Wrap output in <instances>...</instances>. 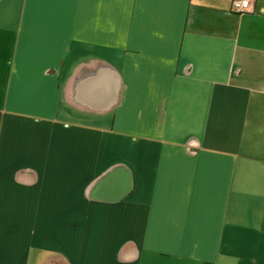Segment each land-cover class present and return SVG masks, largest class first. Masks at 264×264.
Listing matches in <instances>:
<instances>
[{
	"label": "crops",
	"instance_id": "1",
	"mask_svg": "<svg viewBox=\"0 0 264 264\" xmlns=\"http://www.w3.org/2000/svg\"><path fill=\"white\" fill-rule=\"evenodd\" d=\"M0 0V264H264V0Z\"/></svg>",
	"mask_w": 264,
	"mask_h": 264
},
{
	"label": "built area",
	"instance_id": "2",
	"mask_svg": "<svg viewBox=\"0 0 264 264\" xmlns=\"http://www.w3.org/2000/svg\"><path fill=\"white\" fill-rule=\"evenodd\" d=\"M229 9L235 12H242L249 9L248 0H230Z\"/></svg>",
	"mask_w": 264,
	"mask_h": 264
}]
</instances>
